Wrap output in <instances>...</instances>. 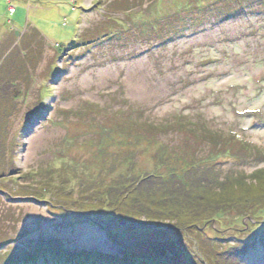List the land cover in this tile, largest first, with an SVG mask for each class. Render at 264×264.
<instances>
[{
    "label": "rangeland",
    "instance_id": "1",
    "mask_svg": "<svg viewBox=\"0 0 264 264\" xmlns=\"http://www.w3.org/2000/svg\"><path fill=\"white\" fill-rule=\"evenodd\" d=\"M237 3L0 0V99L14 106L0 141L13 162L0 166V264H208L194 235L264 264V210L188 228L164 210L162 222L123 218L143 177L215 166L207 177L228 188L264 173V0ZM193 124L223 135L216 149ZM83 227L111 246L60 238Z\"/></svg>",
    "mask_w": 264,
    "mask_h": 264
},
{
    "label": "trees",
    "instance_id": "2",
    "mask_svg": "<svg viewBox=\"0 0 264 264\" xmlns=\"http://www.w3.org/2000/svg\"><path fill=\"white\" fill-rule=\"evenodd\" d=\"M237 1V5L242 6L246 0ZM234 13H237V11H234ZM5 83L8 84L7 81H5ZM6 88H9V84L6 85ZM0 100L5 101L6 103V107L5 104L3 105L5 107L4 115H0L1 141L5 140L8 134V120L11 118L13 112L11 108L14 106L10 104L9 99L6 100L1 98ZM180 124V127L184 129L185 133V131L188 130V126L186 123L180 122ZM196 126L199 125L193 124V132L199 135V137H201V139L209 145V149H216L217 146L214 144H220L217 141V138H221L223 135L218 134L217 132H212L209 128H206L201 124V128L199 127L201 130H199V128L195 130ZM168 131H173V127L171 125L163 127L158 131V134L166 133ZM0 150V166H6L7 169V166L11 167L9 163L12 164L13 162L10 160L8 161V165H5V162L8 159L2 154V145H0ZM195 166L197 165H193L191 170L189 168L186 171L187 177L184 181L182 178L174 181L175 177H172L165 182L159 180L154 182L152 180L155 179L148 176L134 182V185H132L133 188L127 187L126 190L128 193L126 196L131 198L133 200L131 202L133 203H128L125 210L126 216L123 214V218L126 220H137L140 218V215H144L148 219H151L153 216L154 220L162 222L164 217L159 219L155 217L154 214L162 215L163 213L161 214L159 212L164 210L166 211L164 213H166L169 220L174 221L173 224L169 222L168 226L172 227L178 224L183 225V228H188L189 226L195 227L203 222H215V219H218V217L231 215L232 213L244 218L246 214L247 216L245 217H249L250 213L253 217L254 211L258 209L264 210L262 207L264 204V173L261 174V171H257L255 174V183L251 185L246 186L236 184L235 186L225 188V185H222L218 180L217 182L212 181L209 180L212 177H207L211 171H213L212 174L214 175L215 166H212L211 169L208 168V170L207 168H202L200 165L197 167ZM43 173H45V171H43ZM35 174H37V172ZM132 181V179H129L127 182ZM130 192L131 194H129ZM146 197L147 200H145ZM109 200L111 201L110 197ZM135 200L138 202H134ZM93 202V199L90 201V199L85 198L83 204L85 206H89L93 204ZM134 204H137L138 208L135 209L133 207ZM192 238L197 244L199 255L202 258H205V261L208 262V264H222L223 262L225 264H239L238 258L239 254L243 251V247L238 246L232 248L230 251H225L224 249H219V247L214 245V242L212 243V240L210 239L202 240L199 235H194ZM228 255H231L232 258L228 259ZM222 257L224 259L223 262H221Z\"/></svg>",
    "mask_w": 264,
    "mask_h": 264
},
{
    "label": "bare ground",
    "instance_id": "3",
    "mask_svg": "<svg viewBox=\"0 0 264 264\" xmlns=\"http://www.w3.org/2000/svg\"><path fill=\"white\" fill-rule=\"evenodd\" d=\"M43 138L40 135L35 136L32 138L29 142V150L28 154L23 157V161H25V164L29 161L31 158L32 152H34L36 149L39 148L41 145ZM29 210L32 216L33 214H37L38 207L36 205H29ZM48 228L44 229V231H48ZM60 238L63 241H70L73 246V248L81 250V249H93L95 247L106 250L111 245H109L107 239L105 236H103L100 232L94 231L91 228L83 227L78 228L75 231H64L63 234L60 236ZM55 242H58L55 240ZM1 251V250H0ZM258 257H264V252L258 251L257 254ZM11 263V261L9 262Z\"/></svg>",
    "mask_w": 264,
    "mask_h": 264
},
{
    "label": "crops",
    "instance_id": "4",
    "mask_svg": "<svg viewBox=\"0 0 264 264\" xmlns=\"http://www.w3.org/2000/svg\"><path fill=\"white\" fill-rule=\"evenodd\" d=\"M10 13H12V15H13L14 14V11L13 12H10ZM16 35L18 36V33Z\"/></svg>",
    "mask_w": 264,
    "mask_h": 264
}]
</instances>
